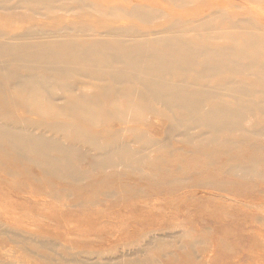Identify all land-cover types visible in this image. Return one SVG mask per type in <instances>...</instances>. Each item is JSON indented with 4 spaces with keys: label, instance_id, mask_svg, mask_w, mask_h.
I'll return each instance as SVG.
<instances>
[{
    "label": "bare ground",
    "instance_id": "6f19581e",
    "mask_svg": "<svg viewBox=\"0 0 264 264\" xmlns=\"http://www.w3.org/2000/svg\"><path fill=\"white\" fill-rule=\"evenodd\" d=\"M69 1L0 0L3 14L60 15L54 27L31 18L18 33L0 28V152L69 179L85 175L74 162L84 148L93 168L153 177L155 170L141 166L164 161L153 155L164 142L154 132L166 130L180 137L172 153L187 146L226 160V175L261 176L256 161L238 150L249 137L264 135V26L229 20L218 8L155 30L96 31L64 24L62 14L87 7L104 17L152 22L169 11L138 0L119 12ZM171 1L185 6L195 0Z\"/></svg>",
    "mask_w": 264,
    "mask_h": 264
},
{
    "label": "rangeland",
    "instance_id": "374dc122",
    "mask_svg": "<svg viewBox=\"0 0 264 264\" xmlns=\"http://www.w3.org/2000/svg\"><path fill=\"white\" fill-rule=\"evenodd\" d=\"M88 1L115 6L118 12L130 2ZM138 3L169 14L145 22L124 14L104 17L86 7L62 16L64 24L74 22L96 31L105 26L145 31L174 19L200 17L205 9L208 13L224 8L229 20L264 26V0H195L185 6L171 0ZM30 15L24 9L0 11V28L18 33L34 23L31 18L54 27L60 16ZM217 24L225 28L227 21ZM154 133L164 142L153 155L165 159L141 166L155 170L153 177L118 167L93 168L84 148L74 162L85 175L69 179L48 169L44 174L35 167L42 166L0 152V264H264V135L249 137L238 150L256 161L254 169L261 175L242 178L226 175V160L220 156L213 159L187 146L186 151L172 153L175 148L170 145L179 134Z\"/></svg>",
    "mask_w": 264,
    "mask_h": 264
}]
</instances>
